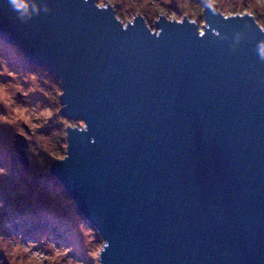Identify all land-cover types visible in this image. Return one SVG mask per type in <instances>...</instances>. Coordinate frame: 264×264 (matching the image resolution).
<instances>
[{"label":"water","instance_id":"95a60500","mask_svg":"<svg viewBox=\"0 0 264 264\" xmlns=\"http://www.w3.org/2000/svg\"><path fill=\"white\" fill-rule=\"evenodd\" d=\"M125 17L96 0H0V39L60 80L51 173L100 264H264V28L248 10ZM13 142L29 165L24 137Z\"/></svg>","mask_w":264,"mask_h":264},{"label":"rangeland","instance_id":"374dc122","mask_svg":"<svg viewBox=\"0 0 264 264\" xmlns=\"http://www.w3.org/2000/svg\"><path fill=\"white\" fill-rule=\"evenodd\" d=\"M114 5L125 24L136 12L148 26L161 17L205 24L203 0H96ZM228 16L252 13L264 28V0H210ZM18 48L0 39V264H100L105 246L79 213L52 165L67 154V129L83 124L61 115L60 80L32 68ZM29 158L24 165L15 136ZM56 180V181H55Z\"/></svg>","mask_w":264,"mask_h":264},{"label":"clouds","instance_id":"9594fccd","mask_svg":"<svg viewBox=\"0 0 264 264\" xmlns=\"http://www.w3.org/2000/svg\"><path fill=\"white\" fill-rule=\"evenodd\" d=\"M9 4L12 6L13 11L20 13L23 7L20 0H9ZM261 58H264V46L261 47Z\"/></svg>","mask_w":264,"mask_h":264},{"label":"trees","instance_id":"16d2710c","mask_svg":"<svg viewBox=\"0 0 264 264\" xmlns=\"http://www.w3.org/2000/svg\"><path fill=\"white\" fill-rule=\"evenodd\" d=\"M207 2H208V1H207ZM207 4H209V2H208ZM28 64H29V63H28ZM29 65H31V64H29ZM31 67H32V68H34L35 66H34V65H32ZM55 181H56V180H55Z\"/></svg>","mask_w":264,"mask_h":264},{"label":"flooded vegetation","instance_id":"af4514ba","mask_svg":"<svg viewBox=\"0 0 264 264\" xmlns=\"http://www.w3.org/2000/svg\"><path fill=\"white\" fill-rule=\"evenodd\" d=\"M207 3H208V2H207V0H206V3H205V4L207 5ZM202 28H203V27H202ZM202 28H201V29H202Z\"/></svg>","mask_w":264,"mask_h":264}]
</instances>
